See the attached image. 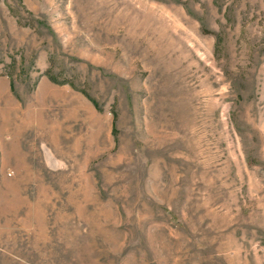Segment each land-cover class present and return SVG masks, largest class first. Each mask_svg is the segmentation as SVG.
I'll list each match as a JSON object with an SVG mask.
<instances>
[{
	"label": "rangeland",
	"instance_id": "374dc122",
	"mask_svg": "<svg viewBox=\"0 0 264 264\" xmlns=\"http://www.w3.org/2000/svg\"><path fill=\"white\" fill-rule=\"evenodd\" d=\"M0 264H264V0H0Z\"/></svg>",
	"mask_w": 264,
	"mask_h": 264
},
{
	"label": "trees",
	"instance_id": "16d2710c",
	"mask_svg": "<svg viewBox=\"0 0 264 264\" xmlns=\"http://www.w3.org/2000/svg\"><path fill=\"white\" fill-rule=\"evenodd\" d=\"M48 79H49L52 83H56V84H58L57 81H55V79H53V78H51V77H49V76H48Z\"/></svg>",
	"mask_w": 264,
	"mask_h": 264
}]
</instances>
